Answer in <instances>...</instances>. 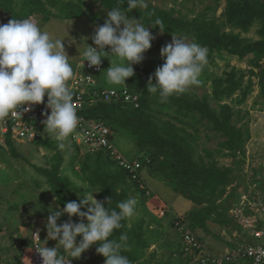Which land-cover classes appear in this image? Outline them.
<instances>
[{"label": "rangeland", "instance_id": "obj_1", "mask_svg": "<svg viewBox=\"0 0 264 264\" xmlns=\"http://www.w3.org/2000/svg\"><path fill=\"white\" fill-rule=\"evenodd\" d=\"M21 1L15 0L16 4ZM60 1L70 5L80 4L83 10L99 13L105 23L116 21L121 37L113 40L109 49L92 53L90 46L100 45L105 39L103 31L92 27L86 17L61 20L51 16L49 21H44L43 15L35 14L38 22L34 32L36 46L52 57L54 68H66L65 70L70 71L72 66L78 63L83 64L87 61L101 63L102 70L97 76L99 88L117 91L123 88V78L131 74L132 70L134 73L138 64L140 65L138 73L145 80L148 77L145 69L159 74L167 83V94L166 97L155 92L151 94L146 109L150 118L157 126L165 122L174 124L179 129L178 134L184 146L191 150V158L194 162L206 165L213 162L222 170H232L234 181L226 188L224 195L217 198L216 210L212 212L203 227L192 230L212 253L223 255L226 249L228 251L246 236L232 212L239 196L251 193L255 200L264 203V79L260 80V76L256 74L257 69L252 66L254 55L248 54L239 58L226 53L213 54L205 63V72L194 73L192 68H189V65L195 61L194 55L197 53L204 55L206 50L194 46L189 35L166 36L148 29L139 36V24L118 20L104 10L97 0ZM128 1L139 7L154 5L161 9L173 10L176 16L191 20L221 16L230 0ZM46 7L52 15L57 14V7L52 8L49 5ZM6 17L8 15L0 12L1 27ZM258 31L259 25L255 23L248 33H242L241 36L257 42L262 39ZM128 57L133 59L135 63L133 66L127 62ZM161 64L166 65L165 71L161 69ZM17 73L13 70L9 75L10 78L21 79L22 77ZM231 76L235 80L242 76L241 86L232 95L223 97L220 91L226 87V84L223 83L218 90H215L214 81ZM183 94L191 101H206L212 112L219 117L220 122L227 119L232 128L240 131L243 140L241 149L236 152L230 150L227 144L228 138L223 132L214 130L213 124L201 118L199 114L195 116L198 122L188 116H175L176 112L181 113L184 110L178 109L168 98ZM7 139L9 138L0 134V173L12 189L27 192H24L25 197L19 195L23 198L11 201L0 188V216L1 213L10 215L13 213L15 218L19 219L18 222H22L0 223V264H12L17 260L21 242L16 230L20 225H24L22 232H26L27 236H30L34 227L42 230L44 241L56 250L57 264H112L110 261H105L92 248H85L78 241L68 237L70 223L63 219L67 211L60 207V210L56 211L55 198L50 193L45 178L34 167L50 169L54 164V158L60 154L63 157L60 175L70 180L71 189L77 198L86 201L89 222L99 219L104 227L109 226L110 220L102 210L104 205L100 200V190L95 185L91 186L85 182L84 177L94 169H99L101 173L112 179L121 178L120 167L99 161L101 159L95 155L96 153L76 146L66 134L61 140L62 147L57 146V148L11 139L9 144ZM113 142L117 151L129 158L128 160L137 159L142 162L143 159L148 158L147 154L138 151L132 138L125 134L114 133ZM11 149L17 154H13ZM156 159L157 157L149 160V168L146 169L148 173L152 168L150 165L159 166L155 162ZM124 182L116 185L115 192L124 193L126 225L134 229L135 235H132V240L144 248L141 263L171 264V258L182 250L180 233L172 224L175 218L171 222L173 228L167 226V230H164L157 219L167 216L169 209L162 205L149 208V212L145 206L149 197L144 196L140 186L137 189L129 178H124ZM177 197L182 203H191L180 195ZM168 200L174 209L180 211L179 208L182 206L177 201L174 203L171 198ZM195 208L198 209L197 206ZM161 211L164 213L161 214ZM247 215L257 223L264 221V218L260 217L264 213L260 210H249ZM187 220L184 219L185 222ZM162 221L164 222V219ZM186 223L189 226V221ZM15 233L16 236L13 235ZM186 264L197 263L192 261Z\"/></svg>", "mask_w": 264, "mask_h": 264}, {"label": "trees", "instance_id": "obj_2", "mask_svg": "<svg viewBox=\"0 0 264 264\" xmlns=\"http://www.w3.org/2000/svg\"><path fill=\"white\" fill-rule=\"evenodd\" d=\"M104 10L121 21H129L139 24V36L146 30L159 32L166 36L189 35L194 46L205 49L204 55L195 54V61L189 65L194 73L205 72V63L213 54L226 53L229 56L239 58L248 54L254 55L252 66L257 69L260 80L264 79V0H230L221 16L201 17L186 20L175 15L173 10H165L154 5L139 7L128 0H97ZM47 5L57 7V14L52 15L47 10ZM0 12L8 15L4 18L7 23L18 24L27 19L29 15L41 14L44 21L50 17L61 20L79 19L86 17L92 27L102 30L104 39L113 40L121 37L120 29L116 27V21L105 23L99 13H90L83 10L80 4L70 5L60 0H22L16 4L15 0H0ZM259 25L258 34L262 37L260 41L252 42L243 38L242 33H248L252 25ZM200 60V61H196ZM129 65L135 63L133 59L127 58ZM161 69L166 70V65L161 64ZM16 70L18 76L26 77L27 70L14 59L9 52L7 40L0 30V113L2 103L7 99L10 90L18 88V78L11 79L10 74ZM148 77L145 81L138 73V67L134 73L129 74L125 79L126 90L129 93L140 94L138 107L123 101L111 103H96L92 108L84 111L88 118L104 122L114 133H122L132 138L138 151L147 154L148 162L142 163L143 168H149V160L156 161L159 166L153 167L149 175L167 186L171 191L184 199L192 202L195 207L189 217V227L196 230L204 226L212 212L216 210L215 202L221 198L226 188L232 185L234 178L232 170H222L215 163L203 164L194 162L191 158V150L184 146L180 137L179 129L170 122L157 126L147 114L148 101L153 92L166 97V82L159 74L150 70H144ZM242 76L237 80L234 77L218 79L214 81V88L218 90L223 83L226 87L221 89V96L232 95L241 86ZM168 86V85H167ZM170 86V85H169ZM175 89V87H170ZM156 95H154L155 97ZM178 109L184 110L175 116L190 117L198 122L196 115L207 119L213 124V129L222 131L228 138V148L234 152L241 149L243 143L242 134L229 125L224 119L220 122L206 101H191L183 96L168 98ZM7 142L10 144V137ZM63 139V138H62ZM44 139L34 143L46 147L61 146V140ZM13 140V139H11ZM15 141V140H14ZM13 154H17L11 149ZM104 163L117 165L106 153L95 154ZM162 158H161V157ZM161 158V159H160ZM63 157L57 154L54 164L50 169L34 167L44 178L50 193L61 209L67 214L63 219L70 223L68 237L78 241L85 248H92L99 253L105 261L112 264H143L142 250L144 249L137 242L132 240L134 229L127 227L126 203L124 193H116L118 183L124 184V178H129L138 189L143 186L140 180L130 178L128 172L122 168L121 178H110L104 175L99 169H94L88 175H84V181L91 186L99 188L100 200L104 205V212L110 220L109 226L104 227L101 220L89 222L88 205L84 199H79L71 189V182L67 177L60 175V167ZM159 176H157V175ZM5 179V178H4ZM4 182H8L5 181ZM141 190V189H140ZM143 190V189H142ZM144 196L145 192L143 191ZM238 195V194H237ZM57 211V209H56ZM10 222L20 223L14 214L9 216ZM173 224V223H172ZM23 244L19 246L20 249ZM19 258V257H18ZM19 259L12 262L18 264ZM192 262L191 257L187 258L182 252L171 258V264H186ZM168 264V263H167Z\"/></svg>", "mask_w": 264, "mask_h": 264}, {"label": "built area", "instance_id": "obj_3", "mask_svg": "<svg viewBox=\"0 0 264 264\" xmlns=\"http://www.w3.org/2000/svg\"><path fill=\"white\" fill-rule=\"evenodd\" d=\"M37 23V18L29 15L19 23L13 35L5 38L10 54L21 62L28 74L18 79V88L10 90L2 103L0 134L27 143L60 140L66 134L80 148L106 153L131 179L140 183L142 163L148 162L147 158L142 162L126 159L114 145V132L104 122L84 115V111L99 102L123 101L138 107V95L126 89L99 88L97 76L101 67L96 62H84L70 71L54 68L49 55L35 49ZM111 44L105 39L100 45H91L90 50H106ZM140 188L146 196L150 195L148 189L141 185ZM252 195L241 194L232 210L246 237L223 255L212 253L187 223L176 217L173 225L180 233L183 254L197 264H264V221L260 225L247 215L253 209L264 213V203ZM43 243L42 230L31 229L28 240L21 246L18 264H57L56 250Z\"/></svg>", "mask_w": 264, "mask_h": 264}, {"label": "crops", "instance_id": "obj_4", "mask_svg": "<svg viewBox=\"0 0 264 264\" xmlns=\"http://www.w3.org/2000/svg\"><path fill=\"white\" fill-rule=\"evenodd\" d=\"M2 27H1V24H0V30L3 34V36L6 38V37H9L11 35L14 34V32L17 30V28L19 27V23L18 24H15V23H7L5 21L2 22ZM38 24V23H37ZM13 25V26H12ZM4 26V27H3ZM37 26V25H36ZM4 28L5 29V32H4ZM34 45H35V49L40 52V53H43V54H47L49 55L48 53L46 52H43L41 51L36 45V41H35V35H34ZM109 49V48H108ZM107 50V49H106ZM91 51V50H90ZM100 50H96V51H91L92 53H96V52H99ZM49 57L51 58L52 62H53V65H54V61L52 59V57L49 55ZM98 63V62H96ZM81 63H78L74 66H72V69L76 68L77 65H79ZM101 67V70H102V64L101 63H98ZM57 69H59L57 67ZM60 69H63V68H60ZM66 69V68H65ZM101 70H100V73H101ZM99 73V74H100ZM133 73V70L132 72ZM125 79L126 78H123V88L119 91H123L126 89V84H125ZM112 90V89H111ZM113 91H117V90H113ZM123 154V153H122ZM125 157V156H124ZM127 158V157H125ZM129 159V158H127ZM147 168H144L143 171L141 172V176H142V185H143V188L145 187L146 189H148L150 191V195L148 196L149 198L147 199V201L145 202V206L147 208V210H149L150 212V209H152L153 207H157V206H162V205H165L167 207V209H169L168 211V215L162 219H157V221L159 222V224H161V226L163 227L164 230H167L166 227L168 226V228H173V226L171 225V222L174 218L176 217H185L184 219H188L190 213L195 209V205L191 202V203H186V202H180L177 195L175 193H173L171 191V189H169L167 186H165L163 183L159 182L158 180H156L155 178H153L152 176L149 175V173L146 171ZM5 179L4 177L2 178V174L0 173V188L2 190V192L4 194H6L8 197H9V200L11 201H16L18 198H23V197H19L20 196H23L25 197V193L24 192H27L25 190H21L20 189H17L16 191L14 189L11 188V185H9V183L7 182H4ZM7 187V189H3L5 187ZM144 191V190H143ZM1 192V191H0ZM145 192V191H144ZM172 192V193H171ZM169 198H171V201L174 203L177 201L178 204H180L182 206V208H179V210H176L174 209L172 203L170 202V200H168ZM191 204V205H189ZM171 207L173 209H171ZM150 208V209H149ZM171 209V210H170ZM57 210H60L58 204H57ZM170 215V216H169ZM10 214L8 213H1V216H0V223H13V222H10ZM261 219L264 218V215H260ZM160 218V217H159ZM164 219V222L162 221ZM183 219V220H184ZM167 220H170V221H167ZM188 221V220H187ZM186 221V222H187ZM166 222V224L164 225V223ZM262 222V221H261ZM22 223V222H21ZM260 225H262V223H260ZM22 228H24V225H20L16 232L17 234L19 235V238H20V242L22 244H24L29 236H27V233L26 232H22ZM26 233V234H25ZM16 236V233L13 234ZM23 236V237H22ZM246 237V236H245ZM44 246L47 247V248H53L51 247V245L47 244L45 241H44ZM54 249V248H53ZM216 250V249H215ZM218 251V250H216ZM227 251V249H226ZM225 251V252H226ZM19 253L16 257V259L18 260L19 258ZM187 258H190L187 256ZM192 260V259H191ZM193 261V260H192ZM194 263V262H193Z\"/></svg>", "mask_w": 264, "mask_h": 264}, {"label": "water", "instance_id": "obj_5", "mask_svg": "<svg viewBox=\"0 0 264 264\" xmlns=\"http://www.w3.org/2000/svg\"><path fill=\"white\" fill-rule=\"evenodd\" d=\"M138 67H140V65H139V64H138ZM142 80H143V81H145V78H144V77H142Z\"/></svg>", "mask_w": 264, "mask_h": 264}]
</instances>
